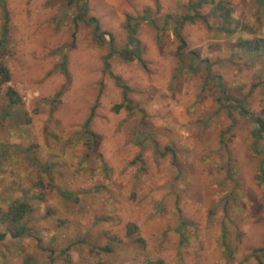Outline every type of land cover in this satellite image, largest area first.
I'll list each match as a JSON object with an SVG mask.
<instances>
[{
  "label": "rangeland",
  "instance_id": "obj_1",
  "mask_svg": "<svg viewBox=\"0 0 264 264\" xmlns=\"http://www.w3.org/2000/svg\"><path fill=\"white\" fill-rule=\"evenodd\" d=\"M197 2L0 0V210L26 202L33 230L0 264H264V52L239 46L264 0Z\"/></svg>",
  "mask_w": 264,
  "mask_h": 264
},
{
  "label": "trees",
  "instance_id": "obj_2",
  "mask_svg": "<svg viewBox=\"0 0 264 264\" xmlns=\"http://www.w3.org/2000/svg\"><path fill=\"white\" fill-rule=\"evenodd\" d=\"M72 4V0H69V5ZM202 5V0H198L197 3L193 5L195 9L200 8ZM220 7V6H219ZM88 7L86 4H78L77 8V15L75 17V26L78 27L80 24H84L85 26H91L93 27V37L95 42L99 46H104L106 44L107 39V32H104L101 30V27L98 23V21L95 18H88ZM131 29V28H130ZM134 30V29H133ZM132 31V29H131ZM176 36L180 38V34L178 31V28L175 29ZM5 34V31H4ZM4 34L0 38V48L4 47ZM113 45V39L110 37V46ZM239 46L244 49L247 53H250L255 56H260L264 52V40H245L241 41ZM128 50H134L133 57L127 56L125 54H122V57L126 61H133L134 59H137L140 63H142L141 60V49L139 47L138 42L133 37V31L129 36V42H128ZM184 46L180 48L179 54L182 55L181 49L183 50ZM113 50V48H111ZM115 53H110L109 57L113 56ZM60 70L64 75H67V63L65 59L60 64ZM68 77V76H67ZM11 81V76L9 70L0 63V95L2 93V86L9 84ZM5 96L9 100V107L12 108L13 106H16L21 102V97L19 93L13 89L12 87H8L5 93ZM227 101L236 103L238 105V109H240V113L244 116L249 115V112L242 106V102L234 100L231 97L226 98ZM121 105L115 106V110L119 111L121 109ZM9 109V108H8ZM10 110H7L5 112L4 117H10L12 114L9 112ZM256 123H258L261 127V129L264 130V124L263 120L260 118H257L254 120ZM90 121L88 120L85 125L83 126V139L86 141V145L92 150L94 149V145L96 144V136L90 131L89 128ZM65 198H71L73 194L67 193V192H61L60 193ZM32 213V210L26 202H20L17 201L14 204L11 205L10 209L8 211L4 212L0 210V227L4 226L3 230H0V243L5 241L6 238L9 236L12 239H20L23 237H30L33 236V230L30 226H28V220ZM109 252V249L105 250ZM148 264H165L162 261L159 262H149Z\"/></svg>",
  "mask_w": 264,
  "mask_h": 264
}]
</instances>
